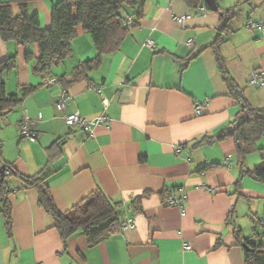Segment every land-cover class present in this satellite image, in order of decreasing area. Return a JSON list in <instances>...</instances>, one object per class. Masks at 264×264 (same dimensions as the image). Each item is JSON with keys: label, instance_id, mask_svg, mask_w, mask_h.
<instances>
[{"label": "crops", "instance_id": "0c3cea01", "mask_svg": "<svg viewBox=\"0 0 264 264\" xmlns=\"http://www.w3.org/2000/svg\"><path fill=\"white\" fill-rule=\"evenodd\" d=\"M58 1L31 5L44 28L51 26V9ZM240 1L215 3L220 11ZM138 6L144 18L120 50L103 57L90 83L79 81L68 88L72 99L67 114L110 119L93 136L67 126L57 110L62 85H41L43 78L32 74L26 55L37 56V46L0 38V61L17 59V70L5 76L7 91L39 86L0 120V165L12 164L23 175L49 174L53 199L62 212L100 190L121 204V221L134 218L137 224L136 230L111 234L94 247L81 232L65 246L52 217L39 206L38 192L23 189L21 180L11 177L12 230L0 212V264H247L233 224L246 238L264 240V227L258 224V218L264 221V184L245 177L236 192L240 168L234 141L194 148L204 136L217 137L243 109L230 96L209 48L221 15L209 6L201 13L185 0H140ZM177 16L187 17L184 27ZM249 21L264 23V0L241 8L221 51L247 102L264 108V87L250 84L253 71L264 72V32L246 28ZM148 39L155 41V50L143 47ZM190 39L192 47L186 44ZM95 54L91 36L79 29L71 56L53 74L71 79L74 67ZM207 100L203 115L196 116L195 103ZM25 112L35 122L37 143L20 136ZM63 136L61 156L48 163L47 149ZM259 161L253 154L247 166ZM179 189L187 195L184 212L166 204ZM138 197L140 209L135 212L131 203ZM186 244L192 249L185 250Z\"/></svg>", "mask_w": 264, "mask_h": 264}, {"label": "trees", "instance_id": "16d2710c", "mask_svg": "<svg viewBox=\"0 0 264 264\" xmlns=\"http://www.w3.org/2000/svg\"><path fill=\"white\" fill-rule=\"evenodd\" d=\"M37 1L39 0L0 1V38L5 43L15 42L19 46L36 45L38 55L35 56L32 52L26 55L32 74L43 78L44 84L41 85L60 84L67 92L76 82L90 83V74L101 67L103 57L118 52L128 34L137 29L144 18L143 7L138 6L140 0H59L51 9V26L44 28L39 15L31 12V5ZM185 1L192 8L205 4L207 10H210L206 0ZM253 1L241 0L228 10H217L221 15L217 27L218 34L215 41L209 45L214 51L217 66L230 96L237 104L242 105L243 109L217 137L207 135L194 144V148H198L203 144H213L215 141L227 139L234 141L237 166L240 168V176L236 182L237 193L241 190L245 177L264 184V145H260L264 143V108H254L247 102L242 89L228 71L221 48L225 38L233 32L231 23L241 12V8L245 5L252 6ZM79 29L91 36L96 50L95 56L74 67L71 79H67L66 75H54L52 70L71 56L72 41L78 36ZM16 70L15 56L0 61V120L39 87L26 85L21 86L19 92L9 93L5 76ZM51 76L52 78H47ZM49 79H54L55 83L45 84ZM19 132L22 140L37 143L38 135L34 128L31 131L35 138L34 142L21 134L20 126ZM66 137L58 138L47 149L48 163L61 156ZM256 153L260 161L247 166V159ZM11 177L20 179L23 189H35L38 192L39 206L52 217L53 228L59 233L65 246L72 237L81 232L88 246L94 247L126 221L120 220L121 204L111 201L100 190L93 192L68 211L62 212L56 207L53 199L48 184L49 174L42 172L34 176L23 175L12 164H6L0 165V212L5 217L9 231L12 230V210L9 203L11 188L8 181ZM140 202L141 198L138 197L131 203V209L139 211ZM258 224L264 227L263 219L258 218ZM233 232L237 243L244 247L246 263L264 264L263 238L259 240L246 238L241 227L235 223Z\"/></svg>", "mask_w": 264, "mask_h": 264}, {"label": "built area", "instance_id": "2783aa9c", "mask_svg": "<svg viewBox=\"0 0 264 264\" xmlns=\"http://www.w3.org/2000/svg\"><path fill=\"white\" fill-rule=\"evenodd\" d=\"M199 11L201 13H206L207 12V7L205 4H201L199 6ZM186 20L187 17H176V22L184 27L186 25ZM246 28L248 29H257L261 32H264V23H255L253 21H249L248 24L246 25ZM187 46L192 47L194 45L193 40H188L187 41ZM143 47H146L150 50H155L156 49V43L152 39H148L144 44ZM55 83L54 79H49L45 82V84H52ZM250 84L259 86V87H264V72L262 71H253L250 75ZM96 91H101L99 88H95ZM72 97L68 94L66 90H62V94L58 102L56 103V108L57 110L64 115L65 123L69 127H78L80 129H83L89 135L93 136L95 128L99 125L102 124H109L110 119L106 116H100L92 120H88L85 117H83L79 112H74L71 114L66 113V107L67 104L71 101ZM103 104L105 107L109 105V100L108 99H103ZM208 104L207 101H200L195 103V113L196 116H201L203 115V109L205 105ZM35 122L29 117L28 113L25 112L22 122L20 123V129H21V134L28 140L34 142L35 138L33 134H31V131H33ZM228 163V160L225 162V164ZM213 190V189H211ZM187 195L184 193L182 189H179L178 193L175 195H171L167 200L166 204L170 206H178L182 212L185 211V206H184V201L186 200ZM137 229V224L134 220V218H129L127 219L118 229H116L113 233L111 234H123L126 231L129 230H136ZM185 250H191L192 247L189 244L184 245Z\"/></svg>", "mask_w": 264, "mask_h": 264}, {"label": "water", "instance_id": "95a60500", "mask_svg": "<svg viewBox=\"0 0 264 264\" xmlns=\"http://www.w3.org/2000/svg\"><path fill=\"white\" fill-rule=\"evenodd\" d=\"M206 3L208 4V6H209L212 10H214V11L217 10V5H216V3H215V0H206ZM2 168H3V167H2Z\"/></svg>", "mask_w": 264, "mask_h": 264}, {"label": "rangeland", "instance_id": "374dc122", "mask_svg": "<svg viewBox=\"0 0 264 264\" xmlns=\"http://www.w3.org/2000/svg\"><path fill=\"white\" fill-rule=\"evenodd\" d=\"M245 6H246V5H245ZM92 42H93V41H92ZM78 44L80 45V50H83L82 42L79 41ZM67 63H74V61H70V60H69ZM67 63H66V64H67ZM5 82L8 83L9 81H7V79H5ZM9 93H11V92H9ZM263 142H264V140H263ZM260 145L263 146L264 143H263V144L260 143ZM254 155H258V154L256 153V154H254ZM258 156H259V155H258Z\"/></svg>", "mask_w": 264, "mask_h": 264}]
</instances>
